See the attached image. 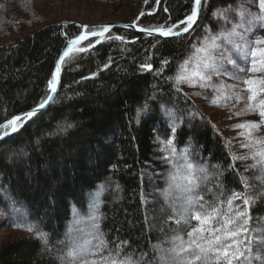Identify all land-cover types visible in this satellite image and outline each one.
<instances>
[{
    "label": "trees",
    "instance_id": "obj_1",
    "mask_svg": "<svg viewBox=\"0 0 264 264\" xmlns=\"http://www.w3.org/2000/svg\"><path fill=\"white\" fill-rule=\"evenodd\" d=\"M192 8L193 0H0V42L10 40L0 46V124L46 101L56 62L80 33L79 20L129 18L147 30L167 29ZM228 8L225 19L214 14ZM241 10L253 19H241ZM258 13L254 0H205L188 35L146 39L115 29L81 44L78 48L87 50L74 51L63 64L54 103L0 145V231L11 234L0 242V264H59L67 239L94 244L93 232L109 249L126 242L125 251L137 258L158 243L169 247L166 241L185 231L173 223L171 209L179 194L169 188L183 185L187 162L214 176L207 182L210 191L201 188L209 202L216 185L242 190L245 182L253 194L250 228L255 231L250 236L264 235L259 160L233 163V156L245 153L176 83L193 47L211 44L212 52L223 56L229 73L223 77L230 80L238 72V81L254 79L252 67L259 59L258 52L256 59L251 52L259 49L255 40L264 38V22L255 20ZM233 24L248 41L240 51L227 39L211 40ZM101 186L96 197L101 218L94 224L92 203ZM29 224L48 234L50 251L20 226ZM251 248L243 264H264V248L255 240Z\"/></svg>",
    "mask_w": 264,
    "mask_h": 264
},
{
    "label": "snow or ice",
    "instance_id": "obj_2",
    "mask_svg": "<svg viewBox=\"0 0 264 264\" xmlns=\"http://www.w3.org/2000/svg\"><path fill=\"white\" fill-rule=\"evenodd\" d=\"M259 8V13L256 14L255 20L264 22V0H254ZM202 9V0H193V8L191 14L187 15L180 23L185 25L183 28L173 25L167 29H155L160 36L174 37L180 36L183 33H188L196 24ZM231 9H220L214 13L217 18L225 19L226 14ZM237 15L243 18L248 15L249 19H253L251 14L243 10L237 12ZM84 35H81L77 40L70 43L73 45L79 44L88 38L87 26ZM176 29H179L177 31ZM143 31V29H141ZM110 31L106 26L99 30H91V36H104ZM244 31H254L252 28H246ZM151 35L152 33L149 32ZM122 40V37H116ZM217 39H227L233 43L238 51L247 46L248 41L238 31L236 24L232 25V29L226 33H217L211 37L212 41ZM255 45L264 44V38H257ZM85 48H76L75 51L83 52ZM73 51V48H68L60 57L55 73L52 79L48 81L49 90L52 95L46 98L45 102L38 105L33 111H29L25 116H16L4 124H0V140L4 139L13 133H16L23 127L27 119L34 117L40 109H43L47 101L53 100L60 84L61 65L64 63V58ZM198 53H207L201 61L204 70H212L214 73L219 72L221 75H228L226 70L218 68L214 61L210 59L211 52L206 47L197 48ZM261 64V71L264 72V48L253 50L251 55L253 59L257 58ZM235 66V65H234ZM141 68L148 71L152 70L151 64H143ZM252 71H256L253 67ZM207 79L205 71H201L198 65L197 70L191 74H187V65L182 67L180 74L176 78V83H188L189 86H196L194 80L201 82ZM244 84L247 85L246 91L249 93L248 99L253 101L248 106L246 113L258 114L260 120L264 122V98H259L264 95V78L262 79H245ZM243 99V98H240ZM217 106H221L217 103ZM241 113H237L239 116ZM262 127L261 123L247 121L237 125V128L242 129L241 136L247 140V143L242 147L254 148L248 156L237 157L233 156V163L240 160H259L257 167L264 170V139L254 137L253 133L258 132ZM171 151H175L172 149ZM169 160V157H165ZM176 177H173L175 181ZM184 183L183 185L173 184L169 188V193L175 189L178 192L177 200L179 203L172 206L171 216L174 218L173 223L184 228V234H174L166 243L169 247L165 248L162 244H156L150 252H142L137 258L134 253L125 251L126 242L121 241L114 248L109 249L108 242L99 237L93 232L92 240H73L71 238L65 241L66 247L57 257L59 264H243L246 259V252H251V244L255 240L256 244L264 248V235L253 237L250 233L255 231L250 228L252 216L250 206L253 200V194L247 191V184L242 181V190H223L219 185H216V190L212 195L211 202L205 200L201 194V188L205 191H210L207 187V182L214 179L209 176V170L203 167H198L191 162L184 164ZM103 186L98 189V193L94 194L92 208L95 210L90 219L94 222L101 217L97 208L96 197L102 192ZM24 230L33 232L36 238L41 242L46 251H50V242L48 234L43 232L38 226L20 225ZM98 227V225H96ZM102 251H108V255H101Z\"/></svg>",
    "mask_w": 264,
    "mask_h": 264
},
{
    "label": "rangeland",
    "instance_id": "obj_3",
    "mask_svg": "<svg viewBox=\"0 0 264 264\" xmlns=\"http://www.w3.org/2000/svg\"><path fill=\"white\" fill-rule=\"evenodd\" d=\"M129 20H130L129 18H122L121 20H116V21L114 20L108 22L130 23ZM77 23L97 24V23H106V22L79 20ZM262 37H264V34ZM8 42H10V40L0 42V46H4ZM258 46L259 49L264 48V44ZM200 47L199 46L193 47L187 58L181 63L179 67L178 75L180 74L182 67H184L185 65H187L188 75L193 74L197 70L199 65L200 70L205 71L207 79L203 82L199 80H194L193 82L195 83L196 86H189L188 83H180L178 85L192 99H194V101L203 105L205 111L212 118L214 123L218 126L224 127L225 132L231 137L234 147H239V149L242 150L246 156H248L252 151H254V148L242 147V145L247 143V140L241 136V132L243 130L237 128V125L241 123H245L247 121H254L259 123L260 117L258 116V114L246 113L248 106L251 103H253V101H250L248 99L249 93L246 91L247 85H245L243 81L241 82L236 80V74H238V72L235 73L233 72L230 75V80H229L228 78L223 77V75H221L219 72L214 73L212 70H204L201 61L203 60L204 56L207 55V53L206 52L198 53L196 49ZM206 48L208 49V51L211 52L210 59L215 62L216 66L220 68L222 71L225 70L223 66L224 59L223 56L221 55V52L220 51L212 52V48H213L212 44L210 46H207ZM255 50H257V48H255ZM227 62L228 63L231 62L232 67L234 65L235 67L238 66L237 64L233 63L230 60H228ZM255 63L256 61L254 62V64ZM251 65L253 66L252 63ZM255 68H256L255 72H257V76H254V79L264 78V72L260 70L261 64L259 60L257 61V66ZM215 77L218 78L222 77V78L221 80H218ZM217 103H219L221 106H217ZM237 113H241V114L237 116L236 115ZM253 135L256 138L264 139V128L261 127V129L258 132L253 133ZM10 236L11 234L9 235L8 232H4L3 230H1L0 242Z\"/></svg>",
    "mask_w": 264,
    "mask_h": 264
},
{
    "label": "water",
    "instance_id": "obj_4",
    "mask_svg": "<svg viewBox=\"0 0 264 264\" xmlns=\"http://www.w3.org/2000/svg\"><path fill=\"white\" fill-rule=\"evenodd\" d=\"M204 2H205V0H202V8H203V5H204ZM201 11H202V9H201ZM200 16H201V12H200V15H199V18H198L196 24L193 26V28H192V30H190V32H188V33H183V34L180 35V36H174V37H181V36H185V35L190 34V33L194 30V28L196 27V25H197V23H198V21H199V19H200ZM140 18H141V17H140ZM140 18H139V19H140ZM138 22H139V21H135V22H133V23H120V22H106V23H97V24L75 23L76 26L80 27V33H79L77 36H75L73 39H71V41H73V40H77L81 35L86 34V33H85V29H84L83 26H87V29H88V33H87L88 38L85 39V40H83V41L80 42L79 44H76V45L71 44V43H70L71 41H69L68 45L63 49V51L61 52V54H60V56H59V58H58V60H57V62H56L55 69H54V73H55V70H56V67H57V63H58L60 57L63 56L64 52L67 51L68 48H70V47L73 48V51L70 52L69 55H68L67 57L64 58V62H65V60H66V59H67V58H68V57H69V56L75 51V49L78 48L81 44H83V43H85V42H87L88 40H91V39H102V38L106 37L109 33H111V32H112L113 30H115V29H123V30H127V31H133V32H135V33H137V34L142 35L143 38H146V39H150V38H162V39L173 38V37H163V36H160L157 32H155V30H147V29H144V28H142L141 26L138 25ZM178 25H179L180 27H181V26H185V25H183V24H181V23H179ZM106 26L110 29V31H108L107 33H105L104 36L99 37V36H91V35H90V32H89L90 29L99 30V29H101V28H103V27H106ZM141 29H143V31H142ZM149 32H151L152 34L150 35ZM63 64H64V63H63ZM63 64L61 65L60 84H59V87H58V89H57V93L55 94L53 100H51V101H47L45 107H44L43 109H40L39 111H37V113H36V115H35L34 117H32L31 119H27L26 122L24 123L23 127H25L29 122H31V121H32L34 118H36L39 114H41L42 112H44L45 110H47V109H48V108L54 103V101L57 99V96L59 95V93H60V89H61V79H62V67H63ZM50 95H52V93H50ZM35 109H36V108H35ZM33 110H34V109H33ZM33 110H31V111H33ZM27 112H29V111H27ZM27 112L22 113V114H19V115H17V116H21V117H23V116H25V114H26ZM15 117H16V116H15ZM12 119H13V118H12ZM23 127H22V128H23ZM22 128H20V130H21ZM20 130H19L18 132H16V133H13V134L9 135V136H6V137H5L4 139H2V140H0V145H1L4 141H6L8 138H10V137H12L13 135L19 133Z\"/></svg>",
    "mask_w": 264,
    "mask_h": 264
}]
</instances>
